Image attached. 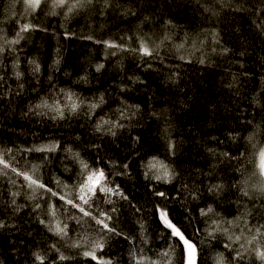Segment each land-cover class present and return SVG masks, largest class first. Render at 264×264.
<instances>
[{
    "label": "snow or ice",
    "instance_id": "6c2138e0",
    "mask_svg": "<svg viewBox=\"0 0 264 264\" xmlns=\"http://www.w3.org/2000/svg\"><path fill=\"white\" fill-rule=\"evenodd\" d=\"M196 3L201 13L214 21L213 25L202 28L191 37L186 33L184 39L180 43H172L171 48L176 53L182 50L186 52L187 54H180L178 57L186 63H191L195 58L200 65H211L214 63L213 56L228 60L230 80L224 87L237 99L248 103L252 118L241 121L245 125L242 131L246 135L241 136V130L232 129L226 139L232 142L241 139L252 144L258 135H264V74L258 76L260 87L253 88L241 97V89L246 85L240 77L251 80L257 78V74L250 71L232 73L230 67L238 65L240 69H244L243 59H254V55L248 52L249 48L253 49V53L256 49L264 52V43H256L264 42V0H203V3L196 0ZM15 4L23 5L25 22L20 23L13 11L11 16L16 25L14 34L9 37L5 29L0 27V105L3 106L0 109V117H3L0 124L8 118L10 111H14L13 104L16 100H24L26 92L30 91L35 99L29 96L24 101L23 117L60 122L68 128H72L71 122L75 120L76 125L72 130L78 128L83 135L77 134L63 144L60 139L51 135L46 138L37 137L40 142L27 147L15 144L7 146L0 142V230L18 229L15 221L24 213L35 216L38 224L53 237L59 238V241H64L69 248L83 249L79 254L95 264H118L111 257L98 255L103 253L108 241L117 236L133 241L129 251V264H201V249L198 247L201 241L194 242L191 238L193 234L186 235L187 229L174 223L172 213L177 209L172 207V202L175 201L183 204L186 217L193 218L192 212L195 210L201 218L204 227L196 228V233L202 231L209 241L216 240L218 236L225 241L222 245L224 251L215 254L213 264H264V146L258 150L259 163L251 175L245 174L243 152L239 156H233L231 152L213 148H208L207 152L217 163H210L207 171L199 168L194 171H178L173 162L177 156L178 142L172 138V124L166 110H146L147 102L143 105L130 102L132 97L128 94L133 90L132 85L147 86L140 77H127V84L121 82L116 85L119 90L116 96L108 90L83 95L71 88L58 87L51 74L47 76V87L44 88L39 79L41 64L36 58H24L28 65V76L21 67V41L25 40V34L38 30L47 31L27 20L29 15L36 13L43 5L49 8L48 15H62L65 23L82 13L106 16L117 12L121 17L138 21L137 30L132 35L121 37V42L96 40L95 43L103 44L106 50L115 49L110 53L112 56L117 51L134 53L143 61V66L151 69L152 64L145 58L163 59L161 49L166 48L165 41L171 42L173 37L166 32L163 39L155 43L151 35L143 32L142 28L151 25L157 16L163 18L161 7L171 9L172 3L169 0H163V5L161 0H125V3H120V0H13V8ZM149 10L151 15H145ZM229 16H239L247 25L237 37L239 44L234 47L228 46L231 43L230 40H225L228 34L221 35L218 23L220 19ZM163 26L166 29L175 28L171 19L163 20ZM233 32L239 33L240 29L234 28ZM65 35L70 34L66 32ZM84 38L93 39L90 35ZM249 39L251 43L247 42ZM56 51V58L49 66L50 73L60 71V51ZM232 57L238 58L231 59ZM255 63L259 64L261 73H264V56L255 59ZM104 69L103 62L94 65L96 73H101ZM178 78L179 71H173L169 76L173 83ZM78 81L89 83L88 75L80 76ZM257 115L261 119L254 122ZM145 118L163 121L160 138L164 143V151L160 155H142L141 136L131 135ZM126 133L129 141L126 145L129 149L127 155L119 160L110 157L111 145ZM211 140L217 144L223 143L215 136ZM136 145H140V148ZM79 149H83V155ZM57 153L67 163L60 160ZM29 156L38 159L39 163H33ZM86 156L90 159H86ZM53 158L60 161L64 172L73 173L68 177L73 180L71 185L60 176H50L49 183L44 182L41 169ZM233 161L238 162L235 173H239V176L226 182L219 173H226ZM69 164L74 165V168H70ZM221 165L226 167L221 168ZM130 166L137 168L138 175L146 182L143 186L150 194L148 203L151 208L144 204H133L130 195L117 182L121 177L130 176ZM183 172L189 174L185 176ZM53 198L60 201L59 207ZM122 201L127 202V206L141 217L136 222L140 230L138 237H130L120 228L119 204ZM101 202L108 207H102ZM224 202H227L228 207L221 211ZM189 204L192 207H188ZM70 209L76 210L78 214ZM64 213L67 214V220L62 219ZM145 213L155 217L162 231L161 239L167 245L163 250L153 251L151 247L145 250L144 245L149 243L143 222ZM69 220L81 229L80 233L72 230L75 239L69 234ZM85 225L95 232L94 237L88 235ZM24 247L26 245H22L20 250L23 251ZM177 249L181 250L179 257L176 255ZM50 252L54 253L51 257ZM30 257L32 264H71L75 259L61 251L56 243H46L45 249L35 247L30 252ZM0 264H4V261L0 260Z\"/></svg>",
    "mask_w": 264,
    "mask_h": 264
},
{
    "label": "trees",
    "instance_id": "16d2710c",
    "mask_svg": "<svg viewBox=\"0 0 264 264\" xmlns=\"http://www.w3.org/2000/svg\"><path fill=\"white\" fill-rule=\"evenodd\" d=\"M172 3L171 9L161 7L160 11L164 13L163 18L157 16L153 19L151 25L143 27L142 31L151 35L155 43H159L167 32L172 35L171 42L165 41L166 48L161 49V57L163 59H149L152 68L149 69L143 66V61L134 53H121L117 51L115 56L110 53L116 51L115 49H105L103 44L95 43L96 40H112L121 42L120 38L126 35H132L137 30L138 21L132 20L130 17H121L117 13H110L106 16H99L95 13L80 14L72 17L65 23L63 16L48 15L49 8L42 5L36 13L27 17L28 22L37 24L40 28H46L47 31H33L25 34V40L21 41V67L25 70L26 76L28 73V65L24 58H36L41 64V75L39 77L44 88L47 87V76L51 74L53 80L58 87L71 88L74 91L82 93L83 95H94L97 91H110L113 96L119 94L116 87L121 82L128 83L127 77H140L146 82L147 86L132 85V91L128 96L132 97L131 103L146 104L147 108H151L157 112L166 110L168 119L171 121L172 138L178 142L177 156L173 162L178 171L182 169L192 170L199 168L204 171L208 170L210 163H217L207 152L208 148L216 149L217 151H228L233 156H239L241 152L244 153L242 158L244 170L246 175H251L256 170L258 161V150L264 146V135H258L252 144L238 139L235 142L226 139L227 134L232 129L241 130V136L247 133L242 129L245 127L242 120L251 119V110L248 108V103L243 99H237L232 92L227 90L224 86L229 82L230 76L229 63L223 57H212L214 61L211 65H200L195 58L191 63L182 62L179 60L180 54H187L183 50L176 53L172 48V43H180L185 34L189 37L199 32L202 28H209L213 25V20L209 19L205 14L199 10L196 0H169ZM203 3V0H201ZM120 3H125V0H120ZM13 0H0V27H3L8 36L11 37L16 31V25L11 13L15 11L16 18H19L20 23H24V8L22 4H15L12 6ZM163 5V0H161ZM60 11V10H57ZM151 15V10L145 13ZM171 19L175 28H164L163 20ZM221 35L225 40H230L229 47H234L239 44L237 37L243 33L247 25L239 18V16L222 18L218 21ZM239 28V33H234L233 29ZM70 35H65V33ZM92 36V40L85 39L86 36ZM251 43V39L247 41ZM257 44L264 43L257 41ZM130 46H132L130 44ZM187 47V46H186ZM57 49L60 51L61 64L59 72H51L49 66L52 64L57 55ZM107 52V56H106ZM249 54L254 55V59L250 60L247 57L243 59L245 64L244 69H240L238 65H232L230 71L232 73H239L242 71L255 72L257 78L246 80L243 76L240 77L242 83L246 85L241 89V97L245 93H249L253 88L260 87L258 76L261 73L259 64L255 63V59L259 56H264V52L256 49H248ZM199 56V53H196ZM106 57V58H105ZM238 57H232L236 59ZM103 62L105 69L101 73L94 71V65ZM173 71H179V78L175 83L169 80V76ZM68 73V75H65ZM87 74L89 83H82L78 81L80 76ZM34 83V81H33ZM28 81L26 80V87ZM91 90V91H89ZM31 96L35 99L33 93L26 92L24 100L17 99L13 104L14 111L8 113V118L3 124H0V142L4 145L11 146L13 144L27 147L40 141L37 137L54 136L61 140L63 144L65 140H71L75 135H83L82 130L75 128L76 121L73 120L72 128H68L60 122H52L50 120L39 121L37 118H25L22 115V110L25 109V100ZM126 99L128 97H125ZM111 103V101H109ZM116 107L115 104L112 105ZM0 105V109H2ZM239 118V119H238ZM3 119V117H0ZM261 116L257 115L254 122L260 121ZM163 128V121H154V118H145L141 121V126L131 132V135H140L143 143L141 154L149 153L150 155H160L164 151V143L161 140V130ZM251 131V129H249ZM127 133L122 135L115 144L111 145L112 151L109 152L110 157H115L119 160L126 156L129 149L126 146ZM218 137L223 141L222 144H217L211 140V137ZM123 141V142H122ZM75 148V145H72ZM140 148V145H136ZM83 153V149H79ZM60 156L59 153L56 154ZM33 163H39L38 159L32 156L28 157ZM90 159V157H85ZM60 160L67 163L63 156ZM238 162L233 161L232 166L228 167L227 172L220 171V176L225 178L227 182L230 179L238 178L239 173H235V168ZM70 168L74 165L69 164ZM221 168L226 165H221ZM41 173L45 183H49L50 176H60L69 185L73 180L68 177L72 176V172H64L63 165L57 159L53 158L50 163L43 166ZM187 176L188 172H183ZM74 179V178H73ZM255 179V178H253ZM121 187L130 195L133 204L147 205L151 208L149 201V192L143 186L146 182L138 175L137 168L130 166V176H124L118 179ZM53 187L52 184H49ZM60 191V189H55ZM203 199V197H202ZM59 207L60 201L53 198ZM211 203V201H209ZM101 206L105 209L108 205L101 202ZM201 206H203L201 204ZM120 228L130 237H138L140 230L136 223L141 219L133 210L127 206V202H120ZM172 207L177 209L172 215L175 217L174 223L178 226L186 228L188 234H193L191 238L194 242L201 241L198 247L201 249L200 259L201 264H213V257L217 252L224 251L222 245L225 242L223 238L217 237L216 240L209 241L205 238L203 232L196 233V228H203L201 218L197 216L195 210L192 212V217L189 218L184 215V207L182 203L172 202ZM188 207H192L191 204ZM228 207L227 202H224L223 207ZM63 211V210H62ZM74 214L76 210H71ZM233 211V209H229ZM228 215V213H224ZM62 219L67 220V214L62 215ZM190 221V222H189ZM146 233L149 243L144 245L145 250L151 247L153 251L163 250L167 245L161 239L162 231L158 223L150 213H145L143 216ZM18 224V229H2L0 230V260L4 264H32L30 252L35 248H46V243H56L57 247L61 248L66 255H72L75 259L71 264H95L89 258L83 257L79 254L81 250L72 249L67 246L64 241H59V238L53 237L46 229L37 223L35 216H27L24 213L20 214V218L15 221ZM70 236L76 238L73 233H80L73 221H68ZM93 227H95L93 225ZM90 237L96 234L91 228L85 225ZM139 243V240L136 241ZM133 241L125 239L124 237H112L105 246L103 255L111 257L118 264H129V251ZM13 245L16 247L13 248ZM22 245H26L21 251ZM181 250L177 249L176 255L179 257ZM54 253H49L53 256ZM27 257V259H25ZM258 264V262H257Z\"/></svg>",
    "mask_w": 264,
    "mask_h": 264
}]
</instances>
